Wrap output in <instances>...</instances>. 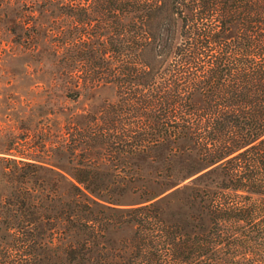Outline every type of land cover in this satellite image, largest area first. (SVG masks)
<instances>
[{
	"label": "trees",
	"instance_id": "16d2710c",
	"mask_svg": "<svg viewBox=\"0 0 264 264\" xmlns=\"http://www.w3.org/2000/svg\"><path fill=\"white\" fill-rule=\"evenodd\" d=\"M33 3L67 17L43 36L75 95L116 101L69 134L68 169L0 152V264H264V0ZM97 148L168 167L102 169Z\"/></svg>",
	"mask_w": 264,
	"mask_h": 264
},
{
	"label": "rangeland",
	"instance_id": "374dc122",
	"mask_svg": "<svg viewBox=\"0 0 264 264\" xmlns=\"http://www.w3.org/2000/svg\"><path fill=\"white\" fill-rule=\"evenodd\" d=\"M57 15V10L42 12L34 6L33 0H9L5 7L0 4V152L33 154L56 168L68 169L72 163L64 144L70 143L69 134L85 128L102 109L114 103L116 91L112 85L100 84L81 89L75 95L67 75L73 67L65 64L63 48L55 53V43L43 36L62 23L57 20L55 24L54 18H67L64 14ZM35 19L38 21L34 22ZM35 30L41 31L36 43L18 36ZM80 149L75 152L80 153ZM96 151V162L102 169L133 167L154 174L168 167L163 156L153 155L151 160L139 155L131 161L116 162L109 151L101 148ZM169 165L174 168L172 178H179L176 161ZM101 180L106 183L122 179L107 177ZM127 199L135 200L134 196ZM114 235V238L119 236Z\"/></svg>",
	"mask_w": 264,
	"mask_h": 264
}]
</instances>
